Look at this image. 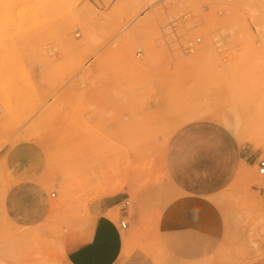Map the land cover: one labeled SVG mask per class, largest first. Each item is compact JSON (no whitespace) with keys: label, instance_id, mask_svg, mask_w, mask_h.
<instances>
[{"label":"rangeland","instance_id":"rangeland-1","mask_svg":"<svg viewBox=\"0 0 264 264\" xmlns=\"http://www.w3.org/2000/svg\"><path fill=\"white\" fill-rule=\"evenodd\" d=\"M262 19L264 0H0V264H64L104 198L111 220L128 202L116 264H264ZM92 172L122 190L87 197Z\"/></svg>","mask_w":264,"mask_h":264},{"label":"crops","instance_id":"crops-1","mask_svg":"<svg viewBox=\"0 0 264 264\" xmlns=\"http://www.w3.org/2000/svg\"><path fill=\"white\" fill-rule=\"evenodd\" d=\"M202 163H200L201 165ZM199 165L197 156L192 160L190 168ZM199 165V166H200ZM198 168V167H197ZM199 169V168H198ZM193 172V170H191ZM177 174V172L175 173ZM183 183V188L190 190V182L183 178H175ZM187 183V184H186ZM205 188L197 189V193H205ZM203 191V192H202ZM118 202L113 198H104L93 202L88 206V220L83 233L78 236L75 243L71 244L65 251L64 264H116L120 258V253L125 237L130 225L128 216L124 217L126 226L124 229L118 227L120 212L114 220L106 217L109 210L118 206ZM200 207V205H195ZM195 208V207H194ZM135 214L139 211L134 209ZM136 217H134L135 220Z\"/></svg>","mask_w":264,"mask_h":264},{"label":"bare ground","instance_id":"bare-ground-1","mask_svg":"<svg viewBox=\"0 0 264 264\" xmlns=\"http://www.w3.org/2000/svg\"><path fill=\"white\" fill-rule=\"evenodd\" d=\"M170 26H172V25H170ZM257 28H258V31H259V34H260V41H261V43H263L264 42V19H262L261 21L258 22ZM196 40H198V39H195L193 42H186V43H191L193 45V49H194L195 44L199 43V40H198V43L195 42ZM129 41H131V40H129ZM65 42L66 43H70V41L67 40V39H65ZM186 43H183V44L180 45L179 51H180V48ZM121 46H122V44H121ZM198 59L199 58H197V59L193 58L189 62L194 61V60L197 61ZM127 129H129V126L128 127L125 126V128H122V130L124 132ZM226 141H227L226 137L223 136L221 138V142L226 143ZM2 144H0V148H1ZM258 161H256V172H257V162ZM84 176L85 177L82 180L91 189V193H87V197H89L91 199L100 198V197L105 196V195H112L114 193H117V192L121 191L122 187H123L122 182H121V180L118 179L116 173H110V172H104V173L103 172L102 173L98 172V173H96V172H92V173H86ZM244 176H246V173L244 174ZM259 176L261 177V179L255 181V186L260 190L261 194H260V197L256 199V203H257L259 212H260V214H261V216H262V218L264 220V175H259ZM1 196H2V198H4V200L5 199L8 200V204L10 203V199L6 198L3 195H1ZM11 207L12 206H10V208ZM4 210L6 211L5 208H4ZM5 211L3 213V216L0 217V227L2 226L3 223H6L5 219H6L7 215H6ZM118 211H119V209H118ZM34 235H35V233L31 232L27 236V241H29ZM25 240H26V238H25ZM125 246H126V244L123 241L120 255L124 253Z\"/></svg>","mask_w":264,"mask_h":264},{"label":"built area","instance_id":"built-area-1","mask_svg":"<svg viewBox=\"0 0 264 264\" xmlns=\"http://www.w3.org/2000/svg\"><path fill=\"white\" fill-rule=\"evenodd\" d=\"M195 42L198 43V40H196ZM180 50L183 52L190 53L193 50V45L191 43H186L180 48ZM257 173L259 175H264V159H261L257 162ZM120 204H121L119 208L120 219L118 220V227L120 229H124L126 226V220H124V217H126L127 215L126 209H127L128 202L126 200H123L122 203Z\"/></svg>","mask_w":264,"mask_h":264}]
</instances>
